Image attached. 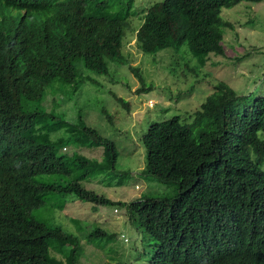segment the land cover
Wrapping results in <instances>:
<instances>
[{
    "label": "trees",
    "instance_id": "16d2710c",
    "mask_svg": "<svg viewBox=\"0 0 264 264\" xmlns=\"http://www.w3.org/2000/svg\"><path fill=\"white\" fill-rule=\"evenodd\" d=\"M261 1L162 0L147 7L134 45L142 54L185 46L202 66L210 55H223V31L232 29L221 10ZM132 3L0 0V264H77L78 236L31 217L49 193L93 210H123L146 243L148 264H264V95L238 96L219 83L187 119L151 123L140 137L142 174L176 193L128 202L79 184L111 170L116 159L114 144L86 126L79 111L67 123L54 108L22 110L54 84L77 87L76 64L106 76L108 61L140 79L121 45ZM116 101L129 112L126 101ZM68 145L76 149L71 155ZM82 148H101V161L80 154ZM84 237L102 248L116 234L93 224ZM38 242L46 248L41 254L17 244Z\"/></svg>",
    "mask_w": 264,
    "mask_h": 264
},
{
    "label": "rangeland",
    "instance_id": "374dc122",
    "mask_svg": "<svg viewBox=\"0 0 264 264\" xmlns=\"http://www.w3.org/2000/svg\"><path fill=\"white\" fill-rule=\"evenodd\" d=\"M160 1L133 0L130 9L133 17L128 18L131 28L124 31L121 40L122 52L129 65L139 72L140 79L125 66L108 61L106 76L76 64L77 87L54 84L44 91L40 101L22 104L25 112L54 108V116L62 113L67 123H74L79 111L86 126L114 144L116 159L112 169L79 183L112 202H128L146 194L171 197L176 193L173 185L157 184L142 174L144 150L140 137L151 123L172 116L187 119L219 83L238 96L264 95V1L240 2L221 10V18L232 29L223 31V55H210L202 66L185 46L178 51L166 48L155 54H142L135 47L134 31L141 17L148 6ZM140 85L145 90L135 92ZM116 98L128 103L129 112ZM60 133L56 135L59 137ZM68 146L66 152L71 155L76 149ZM78 152L101 161V148H82ZM31 217L78 236L83 254L77 264H148L146 243L140 244V235L128 225L121 209L99 206L93 210L90 204L69 195L49 193L42 196L41 205L31 212ZM93 224L115 233L116 238L102 248L92 247V242L86 244L84 235L92 231ZM17 244L26 252L33 249L41 254L46 250L40 242Z\"/></svg>",
    "mask_w": 264,
    "mask_h": 264
},
{
    "label": "clouds",
    "instance_id": "9594fccd",
    "mask_svg": "<svg viewBox=\"0 0 264 264\" xmlns=\"http://www.w3.org/2000/svg\"><path fill=\"white\" fill-rule=\"evenodd\" d=\"M63 150V149H62Z\"/></svg>",
    "mask_w": 264,
    "mask_h": 264
}]
</instances>
